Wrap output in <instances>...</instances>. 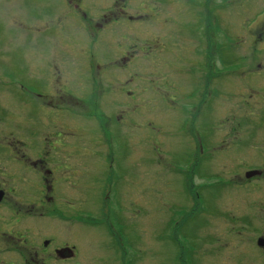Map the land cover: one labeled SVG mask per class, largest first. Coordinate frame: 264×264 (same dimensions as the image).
<instances>
[{
  "label": "flooded vegetation",
  "instance_id": "obj_1",
  "mask_svg": "<svg viewBox=\"0 0 264 264\" xmlns=\"http://www.w3.org/2000/svg\"><path fill=\"white\" fill-rule=\"evenodd\" d=\"M18 8L13 0L0 4V264H68L89 253L90 244L68 243L52 229L64 224L61 201L77 188L76 180L66 187L67 176H76L77 158L95 139L66 143L78 141L76 131L61 125L93 106L108 121L105 133L114 123L121 134L136 126V147L154 141L159 182L173 175L172 183L185 184L186 196L171 211H217L221 227L206 221L216 229L212 243L217 235L216 245L235 248L231 264H264V0H43L27 10L42 25L29 23L24 37L10 30ZM162 10L167 27L143 38L145 21ZM15 37L25 47H15ZM147 50L154 51L141 57ZM131 76L137 82L130 85ZM145 104L158 122L144 111L128 123L126 113ZM151 129L159 137H148ZM108 159L116 180L104 183L115 188L129 173ZM230 185L238 197L221 204Z\"/></svg>",
  "mask_w": 264,
  "mask_h": 264
},
{
  "label": "rangeland",
  "instance_id": "obj_2",
  "mask_svg": "<svg viewBox=\"0 0 264 264\" xmlns=\"http://www.w3.org/2000/svg\"><path fill=\"white\" fill-rule=\"evenodd\" d=\"M11 1L0 0V4ZM13 1L20 8L16 9L17 16L11 22L10 30L15 34H20V37H24L25 34H29V23L32 26L42 25V23L34 22L28 16L27 10L43 0ZM22 1L26 2L22 3ZM146 1H151L161 6H167L170 3V0ZM145 11L148 14H153L154 12L152 6L146 7ZM131 14L133 13L131 12ZM163 14L162 10L158 17H154L155 19H153L154 22L151 26L148 22L153 20L145 21L146 28L143 38L158 37L159 32L164 30L162 28L167 27L169 15ZM131 27L137 29L138 25ZM13 43L15 47H25L26 45L20 43L18 37L14 38ZM138 49L142 51L143 47ZM146 49L148 48L145 47ZM153 51L147 50L140 56L148 58ZM67 53L66 51V57L68 58ZM147 62L136 61L134 64L143 65ZM13 63L20 64V61L15 60ZM143 69H147V67H143ZM135 82H137V79L131 76L129 84L131 85ZM142 87L149 90L152 85L146 86L144 84ZM17 91H20V88L15 86L12 89V93L15 94ZM148 95L149 93L146 94V96ZM130 106L133 107L132 104ZM23 107L28 108L24 104ZM74 110L78 111L79 109ZM144 111H146V114L148 113L150 119L154 120V112L145 104L144 108L141 107L138 110L131 108L126 113V116H129L128 123L136 122V116H140L141 113L144 114ZM89 114H95V119L88 117L87 115ZM110 114L112 115V112ZM71 118L74 120H66L65 124L61 126L63 130L74 128V131H76L74 138L78 139V141H73V138H67L66 143L79 142L80 135L83 140L85 135L95 139L89 141V144L92 145L90 151L85 152L82 155V159L80 157L77 158V163L74 167L76 176H67L66 187H69V182L76 180L77 188L74 195H70L61 201L60 211H65V213L64 219H58L63 221L64 224L53 223L52 230L59 233L66 242L76 243L83 248L90 244L86 247L89 253L84 254L85 259L81 256L82 259L68 264H126L127 258H129V264H231L229 262L230 259L227 258H233L235 248H229L230 246L227 248L226 241L223 245L224 247L216 245L217 235L213 243L211 240V236H215L216 233L215 227H212L213 223L217 227H221V222L223 221L220 222L217 219V211H208L211 215L205 212L201 215L197 214L199 212H195L192 215L194 211H171L170 207L173 209L178 208L174 205V202L177 201L179 203L182 194L186 196L185 184L183 185L181 182L172 183L173 175H166L159 182L156 166H154V141L144 151L142 148L136 147L135 143L139 138V129L136 126H130L127 131L121 134V127L114 123L110 126L109 131L105 133L108 121H102L98 112L95 113L94 106L91 110L87 109L80 114H72ZM113 120L112 117L111 123H113ZM154 121L158 122L157 120ZM3 126V122H0V127L3 128ZM27 126L23 123L19 127L24 128ZM108 133H110L111 137ZM146 134L151 139L159 137V133H155L153 129L147 130ZM125 135L129 136L130 142L135 147L126 146L129 140L127 141L124 138ZM17 138H20L18 134ZM0 140L5 141L4 138H0ZM7 142H10V140L7 139ZM102 154L105 155V159L101 157ZM109 156L110 160H116L115 164L113 163L114 165L124 166L125 170L121 171V174L129 173L126 178L121 179L119 177L125 183L117 184L115 188L104 183L105 179L107 180L108 178L110 182L116 180L114 178L110 179L108 173L111 166L109 164ZM139 159L145 160L144 168L139 165L141 161L137 162ZM118 169H120V166ZM142 171H144L143 176L141 175ZM87 177L90 178L86 181ZM93 177L96 178L92 179ZM99 177H101V180L97 179ZM171 187L174 189H171ZM120 188L123 189V193H120ZM239 192V188L230 185L226 198L221 199L220 203L227 204L231 200L230 197L236 199ZM172 199L174 200L173 203H171ZM182 203L184 204L185 201H182ZM207 206L211 207L209 203ZM185 208H189V206H185ZM221 214H226V225L229 222L232 223V217L226 211L221 212ZM208 217L209 224H212V226H207ZM168 220L171 221L169 224H167ZM82 221L90 224L86 226ZM174 221L177 224H174ZM117 224L123 230L119 231V234ZM228 235L224 231L223 237L226 236V240L232 241ZM179 237L183 240L180 241ZM118 238L121 239V243H119ZM172 238L176 244L172 241ZM231 245L233 246V244ZM217 253L218 255L222 254V256H217ZM90 256H93L94 259L90 260ZM225 257L226 259H224Z\"/></svg>",
  "mask_w": 264,
  "mask_h": 264
},
{
  "label": "water",
  "instance_id": "obj_3",
  "mask_svg": "<svg viewBox=\"0 0 264 264\" xmlns=\"http://www.w3.org/2000/svg\"><path fill=\"white\" fill-rule=\"evenodd\" d=\"M66 250H68V251H71V249H69V248H65V249H63V250H61V251H66ZM60 251V252H61ZM71 254V253H70Z\"/></svg>",
  "mask_w": 264,
  "mask_h": 264
}]
</instances>
